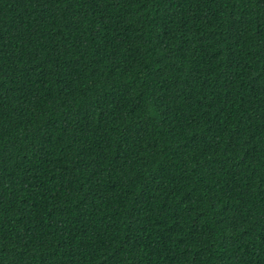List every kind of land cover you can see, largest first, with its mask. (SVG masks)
Instances as JSON below:
<instances>
[{
	"label": "trees",
	"instance_id": "16d2710c",
	"mask_svg": "<svg viewBox=\"0 0 264 264\" xmlns=\"http://www.w3.org/2000/svg\"><path fill=\"white\" fill-rule=\"evenodd\" d=\"M0 264H264V0H0Z\"/></svg>",
	"mask_w": 264,
	"mask_h": 264
}]
</instances>
